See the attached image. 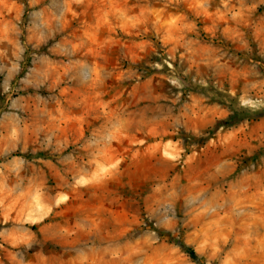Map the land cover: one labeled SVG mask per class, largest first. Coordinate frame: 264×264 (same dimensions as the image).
<instances>
[{"label": "rangeland", "instance_id": "obj_1", "mask_svg": "<svg viewBox=\"0 0 264 264\" xmlns=\"http://www.w3.org/2000/svg\"><path fill=\"white\" fill-rule=\"evenodd\" d=\"M93 260L264 264V0H0V264Z\"/></svg>", "mask_w": 264, "mask_h": 264}, {"label": "trees", "instance_id": "obj_2", "mask_svg": "<svg viewBox=\"0 0 264 264\" xmlns=\"http://www.w3.org/2000/svg\"><path fill=\"white\" fill-rule=\"evenodd\" d=\"M242 117H244L243 115V112H242V109L241 111H238L237 112V117H229L225 120V124L226 125H231L233 123H236L239 121V119H241ZM173 239V242H175L177 245H179L185 252H187L195 261L201 263V257L199 256L198 252L196 251V249L187 244L184 240H182L181 238H178V237H175L173 236L172 237Z\"/></svg>", "mask_w": 264, "mask_h": 264}, {"label": "bare ground", "instance_id": "obj_3", "mask_svg": "<svg viewBox=\"0 0 264 264\" xmlns=\"http://www.w3.org/2000/svg\"><path fill=\"white\" fill-rule=\"evenodd\" d=\"M43 214H44L43 209H41L40 212L35 216H36V218H41V216H43ZM91 264H99V262L96 260H93V262Z\"/></svg>", "mask_w": 264, "mask_h": 264}]
</instances>
